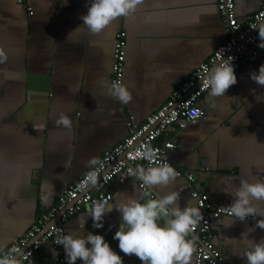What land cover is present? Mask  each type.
I'll return each instance as SVG.
<instances>
[{
    "label": "crops",
    "instance_id": "0c3cea01",
    "mask_svg": "<svg viewBox=\"0 0 264 264\" xmlns=\"http://www.w3.org/2000/svg\"><path fill=\"white\" fill-rule=\"evenodd\" d=\"M26 1L33 14L17 0H0V254L93 167L87 163L91 158L99 159L128 135L129 120L144 122L227 36L216 0H143L135 13L99 34L81 19L90 0ZM263 5L264 0H235L240 20ZM122 30V84L133 96L128 104L108 90L115 34ZM261 65L264 48L254 61L235 64L238 82L224 96L213 97L209 89L199 98L203 118L159 139L173 138L170 165L193 173L197 187L215 204L233 203L231 193L242 180L264 179V86L250 77ZM61 114L71 127L56 124ZM108 189L118 190L113 204L128 197L144 203L176 191L181 208L196 206L188 180L180 176L166 187L148 188L154 197L135 178L123 186L114 179ZM88 209L69 219L65 233L103 235L124 264H142L120 252L113 239L121 213L114 209L104 216L102 228H94ZM254 227L233 216L213 219L212 239L227 263L247 264L242 233L256 242L264 239V229L251 232ZM52 253L47 243L23 264H53Z\"/></svg>",
    "mask_w": 264,
    "mask_h": 264
},
{
    "label": "clouds",
    "instance_id": "9594fccd",
    "mask_svg": "<svg viewBox=\"0 0 264 264\" xmlns=\"http://www.w3.org/2000/svg\"><path fill=\"white\" fill-rule=\"evenodd\" d=\"M142 3L143 0H90L88 12L81 19L92 34H99L116 19L135 13ZM259 37L261 43L258 46L264 48V26L259 28ZM3 56L0 51V57ZM205 73L201 87L210 89L209 94L213 97L224 96L238 82L231 57L211 69H205ZM250 77L260 86H264V65L259 67L258 73L253 71ZM108 90L111 96L123 104H128L133 99L128 87L122 83L113 82ZM56 124L71 127L70 119L63 114ZM156 155L157 152L151 147L143 151V158L150 165ZM87 163L92 167L100 161L93 157ZM129 175L135 177L143 186L156 188L168 186L175 181L178 173L173 166L164 163L129 169ZM88 176L91 184L95 185L97 173L92 171ZM231 194L235 199L227 207L229 215L241 221L250 216L264 217V207L257 204L264 202V179H254L253 182L242 180ZM180 199V193L172 191L154 199H147L144 203L132 197L115 204L108 199L97 200L89 206L88 217L92 218L94 228H102V220L107 213L114 209L120 212L122 223L113 239L118 241L120 252L125 256H136L142 264H190L196 240L195 237H188L196 231L204 218L201 211L203 206L185 205L181 208ZM161 221L164 223L161 224ZM255 228L264 229V218L256 220L255 227L250 228V231H255ZM242 235L248 245V250L244 253L247 264H264V239L256 242L248 239L247 232ZM55 243L64 247L67 264H77L78 260L83 264H124L123 257L100 234L89 232L85 237H76L69 233L59 236ZM19 252L18 248L13 247L7 254L0 256V264H19V257L14 255ZM53 254L58 255L55 252Z\"/></svg>",
    "mask_w": 264,
    "mask_h": 264
},
{
    "label": "built area",
    "instance_id": "2783aa9c",
    "mask_svg": "<svg viewBox=\"0 0 264 264\" xmlns=\"http://www.w3.org/2000/svg\"><path fill=\"white\" fill-rule=\"evenodd\" d=\"M24 5L29 14H33V8L26 0H17ZM217 8L221 14L222 21L226 27L227 36L215 51L193 70L188 77L173 90L168 100L156 111L147 116L141 124L128 121V135L117 144L107 149L100 157L97 165L93 166L82 177L70 183L58 197L55 204L45 208L38 214L35 222L0 256L5 255L13 247L20 250L17 255L19 264L31 259L45 244L52 246L53 264H67L65 250L62 245L55 243L61 235H66L65 224L69 219L80 212L84 207L90 206L94 201L108 199L109 202L118 192L108 189L112 180L116 179L123 186L134 179L129 175V169L140 166H153L160 164H171L168 151L176 147L173 138L159 141L162 135L169 131H179L188 124L196 122L205 116L206 110L199 106V98L209 89L202 88V79L205 69L225 62L232 58L235 65L242 59L249 62L254 61L263 48L259 28L264 26V5L257 11L247 15L240 20L236 9L235 0H216ZM126 58V32L118 31L115 34L113 47V63L111 68V84L113 82L123 83L124 65ZM230 62V61H229ZM151 147L156 152V158L151 165L143 158L145 148ZM92 171L97 173V183L91 184L88 174ZM178 176L188 180L192 188L191 196L196 206L201 208L203 220L196 231L188 237H195L196 245L194 251L195 264H229L222 257L220 251L215 247L212 239L213 219L222 216H231L227 212L229 202L222 205L215 204L209 193L201 191L197 187L196 176L188 171L177 170ZM138 185L151 197L147 186L140 181ZM234 217V216H233ZM264 217H248L247 221L256 223V220Z\"/></svg>",
    "mask_w": 264,
    "mask_h": 264
}]
</instances>
